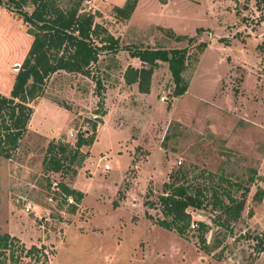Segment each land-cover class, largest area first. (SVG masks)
Returning a JSON list of instances; mask_svg holds the SVG:
<instances>
[{"label":"rangeland","instance_id":"rangeland-1","mask_svg":"<svg viewBox=\"0 0 264 264\" xmlns=\"http://www.w3.org/2000/svg\"><path fill=\"white\" fill-rule=\"evenodd\" d=\"M50 1L62 9L77 2ZM78 2L119 48L185 49L180 76L187 89L172 96L163 62L139 88L133 71L148 67L123 50L99 53L87 75L49 76L28 104L32 113L14 154L0 157V235L25 249L43 248L45 259L34 262L16 251V262L5 264H264L262 2L136 0L126 20L108 4L122 0ZM21 11L30 14L32 6ZM27 28L11 5L0 6L2 96L30 45ZM77 135L91 137V145L79 148L68 171L45 173L47 144L73 149ZM177 169L201 202V210L186 212L207 226L204 243L195 228L179 236L157 225L158 198ZM59 185L82 198L75 202ZM213 191L225 207L233 204L225 194L241 203L235 218L211 208Z\"/></svg>","mask_w":264,"mask_h":264},{"label":"trees","instance_id":"trees-1","mask_svg":"<svg viewBox=\"0 0 264 264\" xmlns=\"http://www.w3.org/2000/svg\"><path fill=\"white\" fill-rule=\"evenodd\" d=\"M78 1L71 7L62 9L56 7L50 0H0V6H12L23 24L28 26L27 33L31 37L25 57L13 77L8 96L0 95V157L5 160L12 157L26 132L32 113L28 104L40 96L45 80L60 71L87 75V68L97 62L98 54L103 51L115 53L123 50L129 57L136 58L148 67L138 71L132 70L137 76L139 88L144 80L147 83V77L152 69L157 67V62H163L167 64L173 84L172 96L179 97L187 89L186 82L180 76L185 69V49L140 50L130 45L119 48L117 39L95 24L91 14L81 12V7L78 9ZM260 1L264 5V0ZM27 2L32 6L30 14L21 11ZM135 2L136 0H126L122 7H114L113 12L126 20ZM176 38L178 40L181 37ZM186 40L191 43L193 38ZM198 47L202 52L205 45L199 44ZM91 143V137L82 135H77L73 149H69L66 143L49 142L45 151L47 155L41 163L43 171L45 173L68 171V165L79 157V148L88 147ZM71 173L75 174L74 171ZM168 178L169 182L163 185L164 193L158 198L163 219L157 221V225L165 230L174 231L179 236H183L193 225L195 231H198L197 239L204 243L202 236L207 226L202 222L191 221L186 212L189 208L201 210V202L196 193L192 194L189 186L183 184L185 174L180 169ZM59 188L64 194L72 196L75 202L82 198L80 192L69 190L63 185H59ZM256 195L259 200L262 192L259 190ZM225 197L233 204L225 207L215 192L210 195L211 208L222 211L228 219L235 218L241 210V203L235 202L229 194H225ZM70 211H73V207ZM16 251L22 253L24 257L32 258L34 262L45 259L43 248L31 246L25 249L18 244L16 238L6 234L0 235V264H5L8 258L16 262L17 256H13ZM260 252L264 253V248H260Z\"/></svg>","mask_w":264,"mask_h":264},{"label":"built area","instance_id":"built-area-1","mask_svg":"<svg viewBox=\"0 0 264 264\" xmlns=\"http://www.w3.org/2000/svg\"><path fill=\"white\" fill-rule=\"evenodd\" d=\"M164 100H165L164 97H160V101H161V102H163ZM68 137L71 138V137H72V134L69 133V134H68ZM99 162H103V163H105V162H106V157H105L104 155H100V157H99ZM103 170H104V171H108V170H109L108 165L103 164ZM67 203H68V204H72V201H71V200H68ZM29 210H30V205H29V204H26L25 207H24V210H23V211H24L25 213H28ZM193 227H194L193 225L190 226L191 229H192Z\"/></svg>","mask_w":264,"mask_h":264},{"label":"crops","instance_id":"crops-1","mask_svg":"<svg viewBox=\"0 0 264 264\" xmlns=\"http://www.w3.org/2000/svg\"><path fill=\"white\" fill-rule=\"evenodd\" d=\"M105 2V1H104ZM124 2H125V0H122V3L121 2H119V3H109L108 2V4H110V5H112V6H116V7H119V5L120 6H122L123 4H124ZM106 3V2H105ZM257 30L258 31H264V19H263V16H262V19H261V21L259 22V25H258V28H257ZM203 52V51H202ZM129 58H131V57H129ZM131 59H136V58H131ZM228 62H230V59H229V61ZM231 65H233L232 63H231ZM234 67V66H233ZM233 67H230V69H231V71H232V68ZM240 67V66H239ZM132 69V68H131ZM242 69V68H241ZM241 73H243V72H241ZM222 85V84H221Z\"/></svg>","mask_w":264,"mask_h":264},{"label":"water","instance_id":"water-1","mask_svg":"<svg viewBox=\"0 0 264 264\" xmlns=\"http://www.w3.org/2000/svg\"><path fill=\"white\" fill-rule=\"evenodd\" d=\"M19 66L15 65L14 68L17 69Z\"/></svg>","mask_w":264,"mask_h":264}]
</instances>
